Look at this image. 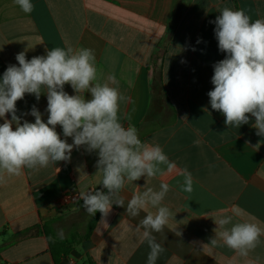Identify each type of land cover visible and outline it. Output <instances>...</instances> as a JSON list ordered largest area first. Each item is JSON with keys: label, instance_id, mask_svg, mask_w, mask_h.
I'll return each instance as SVG.
<instances>
[{"label": "crops", "instance_id": "obj_1", "mask_svg": "<svg viewBox=\"0 0 264 264\" xmlns=\"http://www.w3.org/2000/svg\"><path fill=\"white\" fill-rule=\"evenodd\" d=\"M31 2L34 10L26 14L15 0H0V78L10 64L18 65L22 51L30 60L55 47L93 49L103 77L114 74L128 98L120 105L122 117L130 116L122 119L125 126H135L142 141L159 144L193 176L191 193L180 190L177 174L125 184L127 198L146 187L159 189L161 181L170 185L162 203L172 216L164 233L155 234L165 248L156 264H264V235L247 257L210 245L215 220L236 209L241 215L234 221L264 228V136L256 134L252 117L239 128L226 126L207 95L213 65L226 56L210 21L224 6L245 10L252 21L264 19V0ZM65 91L75 94L67 84ZM33 105L46 122L45 95L37 101L26 94L17 101V115ZM23 119L34 122L31 115ZM97 159L81 147L68 162L0 181V264H147L150 249L137 226L156 209L132 218L116 205L107 216H90L83 208L80 193L102 187ZM68 191L78 193L76 203L55 201Z\"/></svg>", "mask_w": 264, "mask_h": 264}, {"label": "clouds", "instance_id": "obj_2", "mask_svg": "<svg viewBox=\"0 0 264 264\" xmlns=\"http://www.w3.org/2000/svg\"><path fill=\"white\" fill-rule=\"evenodd\" d=\"M15 3L26 14L34 10L31 0ZM210 23L215 24L219 51L226 54L213 65L214 87L207 93L211 109L224 115L229 128H239L254 118L252 127L258 136H264V19L252 21L245 10L224 6ZM16 60L18 65L10 64L0 78V181L6 175L20 176L25 169L38 172L68 162L73 149L83 147L89 154L95 152L102 187L80 193L84 210L90 216L97 212L107 216L116 205L125 207L127 216L136 218L149 207L156 209L154 213L146 212L137 226L138 231L143 229V241L150 249L147 264H156L165 248L155 234L164 233L172 216L162 203L170 185L161 181L159 189L146 187L127 198L123 195L125 184L142 177L177 174L183 178L182 183L177 182L180 190L191 193V172L187 167L178 169L159 144L142 141L135 126H125L122 119L130 120V116L122 117L120 105L128 98L120 92L114 74L103 77L93 49L55 47L30 60L22 51ZM66 84L75 94L65 91ZM26 94L34 95L37 101L41 95L46 96V122L35 105L30 112L17 115V101ZM6 114H10V120ZM27 115L34 117V122L23 119ZM240 215L236 209L215 220L218 227L210 245L227 246L247 257L260 243L264 228L249 221H234ZM176 235L182 233L177 231Z\"/></svg>", "mask_w": 264, "mask_h": 264}, {"label": "built area", "instance_id": "obj_3", "mask_svg": "<svg viewBox=\"0 0 264 264\" xmlns=\"http://www.w3.org/2000/svg\"><path fill=\"white\" fill-rule=\"evenodd\" d=\"M79 198V195L76 191H68L59 195L55 201L59 204H66V203H76Z\"/></svg>", "mask_w": 264, "mask_h": 264}, {"label": "trees", "instance_id": "obj_4", "mask_svg": "<svg viewBox=\"0 0 264 264\" xmlns=\"http://www.w3.org/2000/svg\"><path fill=\"white\" fill-rule=\"evenodd\" d=\"M91 227H92V225H91V226H89V229H91Z\"/></svg>", "mask_w": 264, "mask_h": 264}]
</instances>
